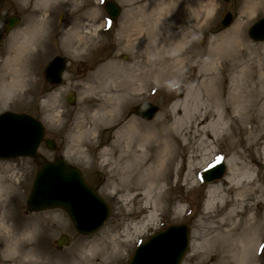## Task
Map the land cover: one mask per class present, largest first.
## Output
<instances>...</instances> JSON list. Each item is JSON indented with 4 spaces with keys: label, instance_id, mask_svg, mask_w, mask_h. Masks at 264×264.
<instances>
[{
    "label": "bare ground",
    "instance_id": "obj_1",
    "mask_svg": "<svg viewBox=\"0 0 264 264\" xmlns=\"http://www.w3.org/2000/svg\"><path fill=\"white\" fill-rule=\"evenodd\" d=\"M19 1L32 12L46 15L53 5L66 0ZM126 1L132 6L124 15V33L129 39L126 49L139 57L133 63L139 70L114 60L95 69L92 78L98 79L92 83L96 88L93 93L96 104L92 119L88 121L93 126H79L76 139L88 138L101 123L118 125L113 133L114 140L101 152V162L114 172L113 182H110L112 193L123 191L121 203L129 205L135 201L140 205L138 209L151 210L142 225L135 224L136 232L153 220L178 155L185 157L195 151L200 154L205 151L202 154L205 156L209 146L230 131L232 137H238L243 151L227 157L228 171L208 185L203 216L212 226L209 236L192 246L231 248L234 262L252 264L257 246L264 241V40L257 45L250 44L244 37V24L237 21L211 41L205 62L188 75L186 68L196 55L193 36L204 28L203 22L213 11L212 1ZM255 2L250 0L243 13H252ZM97 11L92 8L85 13L86 20L92 22L91 29L99 18ZM181 17L189 20L181 23ZM46 28L47 21L40 18L13 36L4 61L7 69L0 73V95L3 97L12 94L19 99L22 96L32 76L28 70L29 54L43 43ZM85 37L78 39L79 47L87 42ZM169 78L174 79L171 84L189 82L185 93L170 104L169 121L165 116L151 123L132 117L122 122L126 108L146 87L164 84ZM197 166L190 158L186 175L196 171ZM2 190L0 183V192ZM37 231L38 225L28 224L23 236L35 235ZM105 233L99 243L84 247L90 256L82 254L77 264H103L127 246L129 234L126 240L116 241V238L104 237ZM245 235L248 240L244 244Z\"/></svg>",
    "mask_w": 264,
    "mask_h": 264
},
{
    "label": "rangeland",
    "instance_id": "obj_2",
    "mask_svg": "<svg viewBox=\"0 0 264 264\" xmlns=\"http://www.w3.org/2000/svg\"><path fill=\"white\" fill-rule=\"evenodd\" d=\"M113 1L119 6L120 13L117 20L107 26L105 22L107 13L103 8L104 0L103 2L102 0H66L53 5L46 15H42L40 11L32 12L19 0H0V36L4 38V43L0 47V73L7 69L4 61L8 57L7 52L13 36L20 34L21 30L35 20L45 18L47 21V32L43 43L35 48L36 51L32 50L29 54L28 70L32 73L30 83L25 85L19 99L14 98L12 94L7 97L0 95V112L25 113L39 119L45 127V138L56 142L54 151L41 143L35 159L0 160V183L3 185V190L0 192V264H77L82 254L89 258V252L85 253L87 248L84 247L99 243L104 231H106L104 237H113L116 241H124L126 234L130 235L127 238V246L119 249L113 258L103 263L126 264L140 242L171 223H187L190 228V245L181 264H239L237 261L234 262L232 257L234 252L231 248H217L215 245H206L201 248L192 246L201 242L203 237L209 236L212 226L204 221L203 216L208 199L207 188L211 182L203 184L198 182V177L207 166L205 164L218 160H212L216 156L218 158L221 156L222 162L225 160L226 173L228 171L226 158L234 157V153L243 151V145L237 142L238 137H232L228 131L226 136L209 146L210 150L205 156H202L205 151H202V154L195 151L186 154L185 157L178 155L171 178L164 185L163 201L154 212L153 220L145 228L136 232L135 224L142 225V222L150 216L151 210L138 209L140 205L134 203L135 201L129 205L121 203L119 200L124 194L123 191L112 193L110 182H113L111 175L114 172L110 170V166H105L101 162V152L114 140L113 133L118 125L101 123L88 138L76 139L79 126L83 128L93 126L88 121L92 119L93 105L96 104L93 94L96 88L92 83L98 79L92 78L95 69L106 61L114 60L132 66L136 69L135 71L139 70L137 64H133L134 61L139 60V57L132 55L126 49L129 39L124 33L126 24L124 15L132 6L126 0ZM211 1L213 11L203 22L204 28L198 30L193 36L196 55L189 61L186 68L188 75L196 71L198 64L205 62L211 41L237 21L244 24V37L250 44L257 45L263 42L251 40L247 30L253 22L264 17V1L253 0L256 1V8L250 14L243 13L244 7L250 3V0ZM88 5L98 10L99 18L93 29L89 27L92 22L86 20L88 15L81 12L82 7ZM227 12L231 13L233 18L228 26L224 27L220 22ZM8 16H16L20 20L11 31L5 33L4 26ZM176 20L178 23L179 18ZM184 20L182 19L181 23H184ZM186 20L188 21L189 18ZM84 36L87 42L83 45L84 47H79L78 39ZM55 55L63 56L66 59V66L61 83L53 86L45 80L44 72ZM172 80L174 79L169 78L164 84L146 87L126 108L122 122L132 117L143 123H151L158 117L165 116L169 121L170 104L185 93L189 83L179 81L180 84H171ZM68 92H73L75 95L73 105H69L65 100ZM143 102L158 106V112L151 120L139 118L133 112V108ZM58 156L79 167L85 180L97 190L110 207L107 221L92 235L85 237L77 234L68 216L62 210L33 212L27 209L26 199L35 171L45 161ZM255 156L260 159L258 154ZM190 158L193 164L198 165V169L187 176ZM199 163H203V166L200 167ZM185 179L188 181L185 182ZM130 209L133 213L129 212ZM28 224L38 225L39 231L32 236H23V229ZM61 235L68 238V243L67 246L58 249L55 240ZM247 240L248 235H245L243 243L245 244ZM15 245L18 249H14ZM29 250L33 251V254L28 253ZM259 251L253 252L256 258L252 264H264V251L261 248ZM96 257L101 260V256ZM224 257H228V260Z\"/></svg>",
    "mask_w": 264,
    "mask_h": 264
},
{
    "label": "water",
    "instance_id": "obj_3",
    "mask_svg": "<svg viewBox=\"0 0 264 264\" xmlns=\"http://www.w3.org/2000/svg\"><path fill=\"white\" fill-rule=\"evenodd\" d=\"M227 1V0H225ZM105 10L112 18L118 15L119 8L112 1H107ZM231 14L227 13L221 24L227 26ZM18 18L9 17L6 30L14 27ZM253 40H264V18L256 21L248 30ZM0 39V45H2ZM63 58L55 57L46 69L45 75L50 83L61 80L64 69ZM70 104L74 94L66 97ZM157 108L146 103L136 107V114L151 119ZM44 126L30 115L5 112L0 114V158L36 157L37 148L44 138ZM45 145L54 148L53 140L46 139ZM224 171L223 164L207 171L205 181L219 178ZM27 205L33 211L63 209L69 216L74 228L81 234H90L100 228L107 220L109 208L89 187L79 170L67 164L62 158L44 163L35 173ZM188 227L185 224L170 225L161 232L152 235L136 249L128 264H180L188 245ZM56 244H67L65 236Z\"/></svg>",
    "mask_w": 264,
    "mask_h": 264
},
{
    "label": "flooded vegetation",
    "instance_id": "obj_4",
    "mask_svg": "<svg viewBox=\"0 0 264 264\" xmlns=\"http://www.w3.org/2000/svg\"><path fill=\"white\" fill-rule=\"evenodd\" d=\"M93 7H92V5H88V6H86V7H82V11L81 12H85V13H89L90 11H91V9H92ZM28 209V208H27ZM27 213V212H26ZM57 247V246H56ZM58 248V247H57ZM59 249V248H58Z\"/></svg>",
    "mask_w": 264,
    "mask_h": 264
},
{
    "label": "snow or ice",
    "instance_id": "obj_5",
    "mask_svg": "<svg viewBox=\"0 0 264 264\" xmlns=\"http://www.w3.org/2000/svg\"><path fill=\"white\" fill-rule=\"evenodd\" d=\"M102 2H103V0H102ZM108 23H109V25H111V21H109ZM219 159H222V158H219ZM210 167H211V165H210ZM261 250L264 251V247H262Z\"/></svg>",
    "mask_w": 264,
    "mask_h": 264
}]
</instances>
